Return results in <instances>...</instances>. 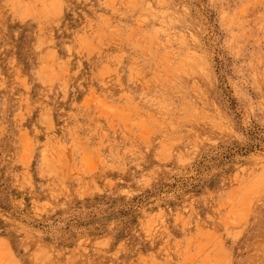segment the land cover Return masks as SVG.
I'll use <instances>...</instances> for the list:
<instances>
[{
  "label": "rangeland",
  "instance_id": "obj_1",
  "mask_svg": "<svg viewBox=\"0 0 264 264\" xmlns=\"http://www.w3.org/2000/svg\"><path fill=\"white\" fill-rule=\"evenodd\" d=\"M0 264H264V0H0Z\"/></svg>",
  "mask_w": 264,
  "mask_h": 264
}]
</instances>
